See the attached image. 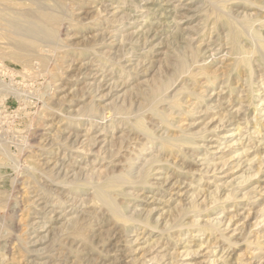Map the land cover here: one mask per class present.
<instances>
[{
    "label": "rangeland",
    "instance_id": "obj_1",
    "mask_svg": "<svg viewBox=\"0 0 264 264\" xmlns=\"http://www.w3.org/2000/svg\"><path fill=\"white\" fill-rule=\"evenodd\" d=\"M33 1L0 0V264H264V0ZM49 6L55 42L21 47L11 12Z\"/></svg>",
    "mask_w": 264,
    "mask_h": 264
},
{
    "label": "bare ground",
    "instance_id": "obj_2",
    "mask_svg": "<svg viewBox=\"0 0 264 264\" xmlns=\"http://www.w3.org/2000/svg\"><path fill=\"white\" fill-rule=\"evenodd\" d=\"M32 1H33V0H32ZM55 1H56V2H59V0H58V1L55 0ZM55 1H53V3H54ZM61 1H62V0H61ZM61 1H60V2H61ZM33 2H34V1H33ZM40 2H41V1H40ZM51 2H52V1H51ZM56 2H55V3H56ZM60 2H59V5L62 3V2H61V3H60ZM34 3H36V1H35ZM48 3H49V2H48ZM55 3H54V4H55ZM64 3H67V1H65ZM75 3H76V2H75ZM77 3H78V2H77ZM41 4H42V2H41ZM44 4H45V2L43 3V5H44ZM46 4H47V3H46ZM43 5H42V7H43ZM48 5H50V4H48ZM55 5H56V4H55ZM59 5H58V7H57V5L54 6V8H56V7L59 8V10L57 9L58 11H60V9H61ZM64 5H65V4H64ZM64 5H63V6H64ZM38 6H39V5H38ZM51 6H52V5H51ZM61 6H62V4H61ZM63 6H62V7H63ZM66 6H67V5H66ZM40 7H41V6H40ZM42 7H41V8H42ZM47 7H48V6H47ZM47 7H46V8H47ZM64 7H65V6H64ZM43 8H44V7H43ZM51 8H52V7H51ZM12 9H14V8H12ZM30 9H33V8L31 7ZM48 9H50V6H49ZM52 9H53V8H52ZM52 9H50V11H46V10L44 11V10H41V9H36V10L34 11V9H33L32 12H31V10H30V11H29V14H30V12H31V14H30L31 17H28L27 15H25V13H22L23 11H22V12H14V11H13V13L11 12V28L14 30V32L17 31L16 33H18V31H19V30H17V29H18V26H19L20 30H22V28H21L20 24L18 23L17 19L23 18V20H24L25 18H26V19L28 18V20H27V24H28V25L26 24V28H23L24 32H26L25 30H27V34L25 33L26 35H24V36H20V39L17 41L18 44H19L21 47H22V46H23V47H26L27 50L29 49V51L32 52L33 50H35V49H37V48L39 47V42H41L40 40H47V41H50V42L52 41V43L55 42L54 40L57 38V32H58V30H57V29H58V28H57L58 25H57V24H59L60 21H61V23H62V20H61L62 17H60V16H63V13L61 12L62 15H59V14L56 13V11H57L56 9H55V11H53ZM62 9H63V8H62ZM25 10H26V9H25ZM27 10H29V7L27 8ZM51 10H52V11H51ZM261 10H262V8H261ZM17 11H18V10H17ZM63 11H64V10H63ZM24 12H25V11H24ZM33 12H34V13H33ZM222 12H224V11H222ZM59 13H60V12H59ZM27 14H28V13H27ZM65 14H66V13H65ZM65 14H64V16H67V17H68L69 14H68V15H65ZM225 14H226V13H225ZM26 16H27V17H26ZM4 17H5V16H4ZM24 17H25V18H24ZM70 17H71V16H69V18H70ZM5 18H6V17H5ZM26 19H25V21H26ZM64 19H65V17H64ZM6 20L9 21L7 18H6ZM69 20H70V19H69ZM73 20H74V19H73ZM75 21H76V20H75ZM231 22H232V21H231ZM238 22H239V21H238ZM238 22H237V23H238ZM9 23H10V22H9ZM9 23H8V24H9ZM70 23H71V22H70ZM248 24H249V23H248ZM258 24H259V23H258ZM260 24H261V23H260ZM59 25H61V24H59ZM238 25H239V26L242 25V28L244 29V25L241 24V22H239ZM22 26H23V25H22ZM27 26H28V28H27ZM230 26H231V25H230ZM245 26H247V25H245ZM249 26H250V25H249ZM247 27H248V26H247ZM247 27H246V28H247ZM242 28H241V29H242ZM246 28H245V29H246ZM12 29H11V30H12ZM232 29H233V28H232ZM245 29H244V30H245ZM246 30H247V32L249 33L248 28H247ZM19 32H20V31H19ZM59 32H60V31H59ZM233 32H234V31H233ZM20 33H21V32H20ZM110 33H111V32H110ZM110 33H109V34H110ZM22 34H23V33H22ZM249 34H250V33H249ZM18 35H19V34H18ZM58 35H59V33H58ZM250 39H251V38H250ZM58 40H60L59 37H58ZM117 40H118V39H117ZM119 40H121V38H120ZM252 40H253V39H252ZM53 41H54V42H53ZM254 41H255V39H254ZM259 41H261V40H259ZM61 42H62V41H61ZM101 42H102V41H101ZM43 43H44V42H43ZM43 43L40 45L41 47H43L42 45H45L46 42H45L44 44H43ZM59 43H60V42H59ZM102 43H103V42H102ZM16 44H17V43H16ZM49 44H50V43H49ZM14 45H15V44H14ZM51 45L53 46L54 44H51ZM51 45H50V47H51ZM56 45H57V44H56ZM62 45H63V44H62ZM99 45H100V44H99ZM122 45H124V43H122ZM17 46H18V45H16V47H17ZM256 46H257V43H256ZM48 47H49V45H48ZM55 47H56V46H55ZM55 47L53 46V47H51V48L54 49ZM60 47H61V46H60ZM63 47H64V46H63ZM231 47H232V45H231ZM39 48H40V47H39ZM44 48H45V47H44ZM44 48H40L41 51H42V49H43V51H44ZM255 48H256V47H255ZM257 48H258V47H257ZM17 49H18V47H17ZM40 49H38V51H39ZM48 49H49V48H48ZM58 49H59V48H58ZM58 49H57V50H58ZM62 49H63V48H62ZM62 49H61V50H62ZM85 49H88V48H85ZM92 49H94V48H92ZM92 49H91V51H92ZM252 49H253V48H252ZM23 50H24V49H23ZM27 50H26V52H28ZM46 50H47V49H46ZM49 50H51V49H49ZM55 50H56V48H55ZM55 50H54V52H55ZM219 50H220V48H219ZM259 50H260V49H259ZM259 50H258V51H259ZM21 51H22V50H21ZM43 51H42V53H43ZM58 51H59V50H58ZM86 51H87V50H86ZM91 51H90V52H91ZM122 51H123V50H122ZM180 51H181V50H180ZM18 52H19V51H18ZM35 52H36V51H35ZM39 52H40V51H39ZM46 52H47V51H46ZM95 52H96V50H94V53H95ZM181 52H182V51H181ZM238 52H239V51H238ZM238 52H237V53H238ZM252 52H253V51H252ZM23 53H24V52H23ZM51 53L53 54V51H52ZM87 53H88V52H87ZM188 53H189V52H188ZM258 53H259V52H258ZM17 54H18V53H17ZM36 54H38V53H36ZM49 54H50V53H49ZM49 54H48V56H49ZM52 54H51V55H52ZM95 54H97V53H95ZM122 54H123V53H122ZM177 54H178V53H177ZM259 54H260V53H259ZM29 55H30V52H29V54H18V57H20V58L27 57V59H28V56H29ZM44 55H45V54H44ZM101 55H102V54H101ZM103 55H104V54H103ZM236 55H237V54H236ZM260 55H262V53H261ZM42 56H43V54H42ZM97 56H98V55H97ZM118 56H119V55H118ZM239 56H240V54H239L237 57H239ZM241 56H242V55H241ZM44 57H45V56H43V58H41L43 61H44ZM50 57H51V56H50ZM181 57H182V55H181ZM262 57H263V56H262ZM46 58L49 59V57H46ZM99 58H100V57H99ZM172 58H174V57L172 56ZM29 59H30V58H29ZM37 59H38V57H37ZM177 59H178V58H177ZM177 59H176V60H177ZM180 59H181V58H180ZM238 59L240 60V57H239ZM241 59H242V58H241ZM250 59H251V58H250ZM250 59H249V60H250ZM31 60H32V59H31ZM38 60H40V57H39ZM42 60H41V61H42ZM174 60H175V59H174ZM193 60H194V58H193ZM239 60H238V62H239ZM45 61H47V60L45 59ZM50 61H51V60H50ZM88 61H89V60H88ZM117 61H118V59H117ZM181 62H182L181 60H180V62L178 61V63H181ZM236 62H237V61H236ZM238 62H237V63H238ZM44 63H45V64H48V61H47V62H44ZM90 63H91V62H90ZM117 63H119V62H117ZM176 63H177V62H176ZM176 63H175V64H176ZM42 64H43V62H42ZM92 64H93V63H92ZM120 64H121V63H120ZM175 64H174V62H173V67H174ZM188 64H189V63H188ZM250 64H251V63H250ZM122 65H123V64H122ZM176 65H177V64H176ZM183 65H184V64H183ZM195 65H196V64H195ZM237 65H238V64H237ZM179 66H180V65H179ZM189 66H190V65H189ZM85 67H86V66H85ZM122 67H123V66H122ZM177 67H178V66H177ZM183 67H185V66H183ZM190 67H191V66H190ZM194 67H195V66H194ZM181 68H182V67H181ZM196 68H197V66H196ZM196 68H195V70L198 69V68H197V69H196ZM182 69H183V68H182ZM174 70H175V69H174ZM179 70H181V69H179ZM183 71H184V70H183ZM190 72H191V71H190ZM200 72H201V71H200ZM202 72H204V71H202ZM175 73L177 74L178 72L175 71V72H174V75H175ZM180 73H181V72H179V75H180V77H181L182 75H181ZM191 73H192V72H191ZM91 74H92V73H91ZM91 74H90V76H91ZM186 74H187V73H186ZM183 75H184V74H183ZM198 75H199V74H198ZM167 77H169V78H167V79L170 80V76H167ZM174 77L176 78L177 76L175 75ZM180 77H179V79L182 78V77H181V78H180ZM189 77H190V76H189ZM192 77H193V76H192ZM172 78H173V77H172ZM186 78H187V76H186ZM210 78H211V77H210ZM176 79H177V78H176ZM183 79H184V77H183ZM183 79H182V80H183ZM192 80H193V79H192ZM170 81H171V80H170ZM170 81H168V82H164V83H162L161 85H157V84L159 83V82H158V83L155 85L156 88H154V87L152 86V88H154V89H151V91L148 92V95L151 94L150 96H152V97H151L152 99L149 100V99L146 97L147 100H149V101H151V100H152V101H155V100H157V99L159 100L160 98H157V97H158V96L161 97V94L163 93V91H164V90H165V89H166L171 83H173L174 80H172V82H170ZM178 81H179V80H178ZM197 81H198V80H197ZM1 82H2V81H1ZM174 82H176V81H174ZM182 82H183V81H182ZM185 82H186V81H185ZM180 83H181V82H180ZM263 83H264V82H263ZM263 83L261 82V85H262ZM175 84H176V83H175ZM181 84H182V86L184 85L183 83H181ZM1 85H2V84H1ZM1 85H0V86H1ZM6 85H7V84H6ZM171 85L173 86V84H171ZM178 85H179V84H178ZM178 85H176V86H178ZM3 86H4V85H3ZM157 86H158V87H157ZM172 86L169 87V88L172 89ZM5 87H6V86H5ZM5 87H4V88H5ZM183 87L185 88V86H183ZM149 88H150V87H149ZM169 88H168V90H169ZM178 88H179V87H178ZM171 89H170V91H171ZM174 89H175V88H174ZM176 89H177V87H176ZM222 89H223V88H222ZM186 90H189V89H187V87H186ZM191 90H192V89H191ZM191 90H189V92H190ZM165 91H166V90H165ZM170 91H169V93H171ZM177 91H179V90H177ZM177 91H176V92H177ZM192 91H193V90H192ZM192 91H191V92H192ZM223 91H224V90H223ZM146 92H147V91H146ZM146 92H144V93H146ZM179 92H180V91H179ZM183 92H185V90H184ZM220 92H222V91H220ZM144 93H143V94H144ZM164 93H165V92H164ZM174 93H175V92H174ZM185 93H186V92H185ZM194 93H195V92H194ZM196 93H197V92H196ZM166 94H167V93H166ZM166 94H165V95H166ZM176 94H177V93H176ZM180 94H181V92H180ZM189 94H190V93H189ZM204 94H206V95L208 96L207 93H204ZM219 94H220V93H219ZM162 95H164V94H162ZM170 95H172V94H170ZM185 95H186V94H185ZM194 95H195V94H194ZM194 95H193V96H194ZM174 96H175V95H174ZM196 96H197V95H196ZM200 96H202V95H200ZM200 96L198 95V97H200ZM218 96H219V95H218ZM153 97H154L155 100H153ZM164 97H166V96H164ZM169 97H170V96H169ZM172 97H173V95H172ZM203 97H204V96H203ZM200 98H201V97H200ZM163 99H164V98H162L161 100L163 101ZM169 99H170V98L167 97V98L164 99V100H165V101H166V100L168 101ZM147 100H146V101H147ZM176 100H177V98H176ZM176 100H175V101H176ZM165 101H164V102H161V103H163V105H164ZM171 101H172V102H171V105H172V103H175V101L173 102V99H172ZM177 103H178V102H177ZM239 103H240V102H239ZM91 104H92L93 106H95L94 103H91ZM91 104H89V105H91ZM148 104H149V103H148ZM167 104H168V103H167ZM169 104H170V102H169ZM216 104H217V103H216ZM242 104H244V103H242ZM92 105H91V107H93ZM159 105H160V103H159ZM171 105H170V106H171ZM176 105H177V104H176ZM176 105H175V107H173L174 105H172V107L175 108V110H176V107L178 108V106H176ZM87 106H88V103H87ZM167 106H168V105H167ZM240 106H241V105H240ZM85 107H86V106H85ZM88 107H89V106H88ZM88 107H86V109H87V111H90V112H85L86 110H84V111L82 110V113H83V112H84V113H91V112H93L92 115H94V114H95L94 111H92L91 108H90L91 110H89ZM147 107H148V106H147ZM241 107H242V106H241ZM149 108H150V107H149ZM173 108H171V109H173ZM83 109H84V108H83ZM119 110H120V109H119ZM126 111L128 112V109H127ZM97 112H98V110H97ZM154 112H155V111H154ZM171 112H172V111H171ZM84 113H83V114H84ZM123 113H126V112H123ZM79 114H81V113H79ZM126 114H127V113H126ZM128 114H130V113L128 112ZM84 115H85V114H84ZM124 115H125V114H124ZM162 116H163V115H162ZM64 117H65V116H64ZM160 117H161V116H160ZM165 117H166V118H165V121H166V120H167V116H165ZM65 118H66V117H65ZM70 118H71V117H70ZM62 119H63V118H62ZM159 119H160V118H159ZM162 119H164V118H162ZM67 120H68V119H67ZM160 120H161V119H160ZM227 120H228V119H227ZM68 121H69V120H68ZM168 121H169V120H168ZM168 121H167V122H168ZM162 122H163V121H162ZM169 122H170V121H169ZM224 122H225V121H224ZM224 122H223V123H224ZM71 123H72V122H71ZM140 123H141V122H140ZM164 123H165V122H164ZM170 123H171V122H170ZM225 123H226V122H225ZM138 124H139V123H138ZM167 124H168V123H167ZM167 124L165 123V125H167ZM168 125H169V124H168ZM165 127H166V126H165ZM171 127H172V126H171ZM227 127H228V126H227ZM239 127H240V126H239ZM180 129H181V128H180ZM61 130H62V129H61ZM167 130H168V128H167ZM181 130H182V129H181ZM164 132H165V131H164ZM201 132H202V131H201ZM200 134H201V133H200ZM149 135H150V134H149ZM162 135H163V134H162ZM187 135H190V133H188ZM195 135H196V134H195ZM197 136H198V135H197ZM87 137H88V136H87ZM89 138H90V137H89ZM159 139H160V138H159ZM192 139H193V138L190 137V136L188 137V136H186V135H182L181 138H176V137H175V138H171V139L169 138V139H166V140H164V141H165L166 143H168V145L171 146L173 143H176V142H177V143H178V142L180 143V141H186L187 144H188L189 140L192 141ZM211 139H212V138H211ZM94 140H95V138H94ZM94 140H93V142H94ZM90 141H91V140H90ZM91 142H92V141H91ZM169 143H171V144H169ZM164 144H165V143H164ZM180 144H181V143H180ZM62 145H63V144H62ZM92 145H93V144H92ZM168 145H167V146H168ZM173 145H174V144H173ZM173 145H172V146H173ZM167 146H166V147H167ZM86 147H87V146H86ZM174 147H176V146H174ZM180 147H181V146H180ZM182 147H183V146H182ZM172 148H173V147H172ZM43 149H44V147H43ZM88 149H89V148H88ZM49 150H50V149H49ZM176 150H177V149H176ZM179 150H180V149H179ZM87 151H88V150H87ZM87 151H86V152H87ZM160 151H161V150H160ZM174 151H175V150H174ZM0 152H1V151H0ZM47 152H48V151H47ZM177 152H178V151H177ZM40 153H41V152H40ZM117 153H119V152H117ZM37 155H39V154H37ZM41 155H42V154H41ZM80 155H81V154H80ZM44 157H45V156H44ZM263 158H264V156H263ZM46 159H47V158H46ZM52 159H53V158H52ZM54 159H55V158H54ZM40 160H41V159H40ZM47 160H48L47 162L49 163V162H50L49 159H47ZM64 160H65V159H64ZM157 161H158V160H157ZM263 161H264V159H263ZM41 162H42V161H41ZM41 162H39L40 165L43 164V163H41ZM163 162H164V161H163ZM48 163H47V164H48ZM51 163H52V162H51ZM51 163H50V164H51ZM55 163H57V162H55ZM55 163H54V164H55ZM50 164H49V165H50ZM57 164H58V163H57ZM61 164H62V163H61ZM61 164H60V165H61ZM262 164H263V163H262ZM0 165H1V164H0ZM2 165H3V164H2ZM73 165H74V164H73ZM164 165H165V164H164ZM54 166H56V165H54ZM63 166H64V165H63ZM48 167H49V166H48ZM50 167H51V166H50ZM61 167H62V166H61ZM68 167H69V166H68ZM42 168H43V167H42ZM65 168H66V166H65ZM177 168H178V167H177ZM46 169H47V167H46ZM56 169H57V168H56ZM58 169H59V168H58ZM60 169H61V168H60ZM259 169H260V168H259ZM38 170H39V169H38ZM48 170H49V174H50V177H51V176H52L51 174H52L53 172H52V173H50V172H51L53 169H51V171H50V169H48ZM68 170H69V169H68ZM126 170H127V169H126ZM260 170H261V169H260ZM58 171H59V170H58ZM258 171H259V170H258ZM258 171H257V172H258ZM37 172H38V171H37ZM39 172L43 174V170H42V171H39ZM54 172H55V170H54ZM67 172H69V171H67ZM71 172H72V171H70V173H71ZM123 172H124V171H123ZM44 173H45V171H44ZM46 173H48V172H46ZM46 173H45V174H46ZM60 173H61V172H60ZM62 173H63V171H62ZM64 173H65V172H64ZM128 173H129V172H128ZM259 173H260V172H259ZM49 174H46V175L49 176ZM90 174H91V173H90ZM90 174H89L87 177H89ZM120 174H121L120 177H122V174H123V173H120ZM43 175H44V174H43ZM46 175H45V177H47ZM53 175H55V174L53 173ZM56 175L59 176L58 172L56 173ZM65 175H66V174H65ZM91 175H92V174H91ZM128 175H129V174H128ZM250 175H251V174H250ZM255 175H258V174H257V173H256V174H253V177H254ZM57 176H55V177H56L55 179L51 178V180H54L53 182H56L55 180H56L57 178L59 179V177H57ZM66 176H68V175H66ZM71 176H72V175H71ZM94 176H95V175H94ZM94 176H92L93 179L96 178V179L98 180V179L100 178L99 181L103 179V178H101L99 175H98L99 178H97L98 176H95V177H94ZM115 176H117V177H111L110 179H106V178H104L105 180H107L106 184H104V189H106V188L111 189V188H115L116 186L118 187V182H120L121 180H119L120 177H118V175H115ZM30 177H34V176L31 175ZM43 177H44V176H43ZM74 177H76V176H74ZM87 177H86V178H87ZM90 177H91V176H90ZM123 177H124V176H123ZM47 178H48V177H47ZM78 178H79V176H78ZM129 178H130V177H129ZM249 178H250V177H249ZM251 178H252V176H251ZM31 179H32V178H31ZM45 179H46V178H45ZM48 179H50V178H48ZM62 179H63V178H62ZM64 179H65V181L67 180L66 177H65ZM64 179H63V181H64ZM70 179H71V178H69V181H68V182H70ZM72 179H73V177H72ZM84 179H85V177L83 178V180H84ZM89 179H90V178H87V179H85V180H89ZM104 179H103V180H104ZM120 179H122V180L124 179L123 181L126 180L125 177H124V178H120ZM130 179L132 180V178H130ZM133 179H134V178H133ZM40 180H41V179H40ZM74 180H76V179H74ZM105 180H104V181H105ZM31 181H32V180H31ZM63 181H61V177H60V179L58 180V183H57V184L60 185L59 182H61V184H62ZM72 181H73V180H72ZM72 181H71V182H72ZM133 181H134V180H132V182H133ZM143 181H145V179H144ZM143 181H142V182H143ZM46 182H47V181H46ZM128 182H129V181H128ZM137 182H138V181H137ZM137 182H133V183H137ZM25 183H26V182H25ZM32 183H33V182H32ZM51 183H52V182H51ZM72 183H73V182H72ZM100 183H101V181H100ZM129 183H130V182H129ZM145 183H147V182H145ZM19 184H20V183H19ZM36 184H37V183H36ZM40 184H41V183H40ZM40 184H38V185H40ZM43 184L45 185V183H43ZM43 184H42V185H43ZM47 184H48V183H47ZM54 184H56V183H54ZM67 184H71V183H67ZM75 184H76V183H75ZM77 184H78V182H77ZM77 184H76V185H77ZM79 184H80V183H79ZM81 184H82V183H81ZM87 184L89 185V182H88ZM30 185H31V184H30ZM38 185H36V186H38ZM63 185H64V184H63ZM63 185H62V186H63ZM73 185H74V184H73ZM90 185H91V184H90ZM122 185H124V184H122ZM128 185H129V184H128ZM25 186H26V184H25ZM25 186H24V187H25ZM28 186H29V185H28ZM32 186H33V185H32ZM50 186H51V185H50ZM66 186L68 187V185H66ZM94 186H95V185H94ZM94 186H93V187H94ZM97 186H98V184H97ZM30 187H31V186H30ZM46 187H47V186H46ZM99 187H100V186H99ZM117 187H116V188H117ZM25 188H27V187H25ZM25 188H24V189H25ZM37 188L40 189L39 187H37ZM51 188H52V187H51ZM31 189H32V188H31ZM31 189L29 188V190H31ZM33 189H34V187H33ZM53 189H54V188H53ZM94 189H95V188H94ZM125 189H126V187H125ZM18 190H19V189H18ZM59 190H62V189H59ZM59 190H58V192H60ZM70 190H71V189H70ZM98 190H100V189H98ZM26 191H27V190H25V192H26ZM34 191H35V190H34ZM34 191H33V192H34ZM49 191H50V188L45 189V186H44L43 188H41V191L38 190V192H39L40 194H42L43 196H46V197L49 195ZM30 192H31V191H29L28 194H30ZM51 193H53V192H51ZM61 193H62V192H61ZM66 193H67V192H66ZM94 193H96V192H94ZM34 194H35V193H34ZM56 194H57V193H56ZM97 194H98V196H95V198L98 197L99 202H100V200H102V201L108 206L109 210H112V211H109V212H114V213L117 214V210H118L119 208L117 207L118 205H116L115 202L113 201V200H114L113 197H109V193H107V192L104 193V191H103L102 189H101V191H100L99 193H97ZM120 194H121V192H120ZM51 195H52V194H51ZM51 195H50V196H51ZM64 195H65V193H64ZM67 195H68V194H67ZM69 195H71V194H69ZM69 195H68V196H69ZM72 195H73V194H72ZM230 195L233 196V194H230ZM31 196H32V195H31ZM58 196H59V193L57 194L56 197L58 198ZM60 196H61V195H60ZM60 196H59V197H60ZM62 196H63V193H62ZM37 197H38V195H37ZM40 197H42V196L40 195ZM46 197H45V198H46ZM65 197L68 198L67 196H65ZM38 198H39V197H38ZM38 198H33V199H32L33 201H31V200H30V201H31V202H34V199H38ZM47 198H48V197H47ZM47 198H46V199H47ZM49 198H50V197H49ZM57 198H56V199H57ZM29 199H30V198H29ZM62 199H64V198H62ZM69 199H70V198H69ZM71 199H73V197H72ZM71 199H70V200H71ZM98 199H97V200H98ZM229 199H230V198H229ZM38 200H39V199H38ZM41 200H42V199H41ZM43 200H44V199H43ZM58 200H59V199H58ZM60 200H61V199H60ZM231 200H232V199H231ZM39 201H40V200H39ZM26 202L29 203V201H26ZM43 202H45V201H43ZM49 202H50V201H49ZM63 202H65V200L62 201L61 204H62ZM67 202H68V199H67ZM70 202H71V201H70ZM70 202H69V203H70ZM97 202H98V201H97ZM99 202H98V203H99ZM37 203H38V202H37ZM37 203H36V204H37ZM65 203H66V202H65ZM65 203H64V204H65ZM100 203H101V202H100ZM29 204H30V203H29ZM40 204H41V203H40ZM43 204H45V203H43ZM48 204H49V203H48ZM57 204H58V203H57ZM57 204H56V205H57ZM67 204H68V203H67ZM105 204H104V205H105ZM41 205H42V204H41ZM41 205H40V206H41ZM46 205H47V204H46ZM46 205H45V206H46ZM58 205H59V204H58ZM73 205H74V204H73ZM77 205H78V203H77ZM106 205H105V207H107ZM37 206H38V205H37ZM37 206H35V207H37ZM45 206L43 205L44 208L41 207L42 210H43V209H46L48 205L46 206V208H45ZM71 206H72V205H71ZM29 207H32V206H29ZM29 207H28L27 209H29ZM49 207H50V206H49ZM52 207H53V206H52ZM60 207H61V206H60ZM60 207H59V208H60ZM72 207H73V206H72ZM38 208H39V206H38ZM34 209H36V208H34ZM50 209L52 210V208H50ZM60 209H61V208H60ZM32 210H33V207H32ZM39 210H41V209L39 208ZM46 210H48V209H46ZM54 210H56V208H55ZM62 210H64V209H62ZM72 210H73V209H72ZM119 210H120V209H119ZM52 211H53V210H52ZM120 211H121V210H120ZM120 211H119V213H122V212H120ZM185 212H186V211H185ZM185 212H184V213H185ZM187 212H188V211H187ZM60 213H61V212H60ZM71 213H72V212H71ZM124 213H125V212H124ZM38 214H39V213H38ZM188 214H189V213H188ZM36 215H37V214H36ZM50 215H51V214H50ZM50 215H49V216H50ZM61 215H62V213H61ZM61 215H60V216H61ZM71 215H72V214H71ZM71 215H70V216H71ZM181 215H182V214H181ZM185 215H186V214H185ZM58 216H59V215H58ZM72 216L75 217V215H72ZM121 216H122V215H121ZM123 217H124V216H123ZM43 218H44V217H43ZM63 218H64V217H63ZM68 218H69V217H68ZM128 218H130V217H128ZM65 219H66V218H65ZM69 219H70V218H69ZM121 219H122V218H121ZM55 220H56V219H55ZM73 220H74V218H73ZM131 220H132V218H131ZM134 220H135V219H134ZM139 220H140V219H139ZM139 220H138V221H139ZM77 221H79V220H77ZM142 222H145V221H142ZM34 223H35V222H34ZM32 224H33V223H32ZM32 224H31V225H32ZM44 224H45V223H44ZM68 224H70V222H69ZM76 224H78V222H77ZM79 224H80V222H79ZM144 224H145V223H144ZM145 225H146V226H149L148 224H145ZM172 225H173V224H172ZM0 226H1V225H0ZM41 226H42V225H41ZM43 226H44V225H43ZM65 226H66V225H65ZM180 226H181V224H180ZM184 226H185V225H184ZM192 226H193V225H192ZM77 227H78V226H77ZM162 228H163V227H162ZM171 228H172V227H171ZM63 229H64V228H63ZM66 229H67V227H66ZM73 229H76V227H75V228L73 227ZM169 229H170V228H169ZM160 230H161V229H160ZM165 230L167 231V229H165ZM198 230H200V229H198ZM28 231H29V230H27V232H28ZM71 231H72V230H71ZM80 231H81V230H80ZM166 231H165V232H166ZM60 232L62 233L63 231L60 230ZM60 232H59V235H61ZM69 232H70V231H69ZM72 232H73V231H72ZM66 233H68V232H66ZM66 233H65V234H66ZM70 233H71V232H70ZM63 234H64V232H63ZM83 234H84V233H83ZM68 235H69V233H68ZM70 235H73V234H70ZM61 236H62V235H61ZM79 236H81V235L79 234ZM161 236H163V234H162ZM0 237H1V236H0ZM66 237H67V236H66ZM69 237H70V236H69ZM74 237H76V236H74ZM81 237H82V236H81ZM59 238H60V237H59ZM59 238H58V240H59ZM64 238H65V237H64ZM64 238H63V239H64ZM77 238H78V237H77ZM0 239H1V238H0ZM61 239H62V237H61ZM61 239H60V240H61ZM73 239H74V238H73ZM73 239H72V240H73ZM81 239H82V238H81ZM20 240H22V239H20ZM56 240H57V239H56ZM58 240H57V242H58ZM60 240H59V241H60ZM66 240H67V239H66ZM84 240H85V239H84ZM227 240H228V239H227ZM23 241H24V239H23ZM86 241H87V240H86ZM26 242H27V241H26ZM60 242H61V241H60ZM24 243H25V242H24ZM58 244H60V243H58ZM230 244H231V243H230ZM233 244H234V243H233ZM5 245H7V244H5ZM149 245H151V244L149 243ZM149 245H148V246H149ZM155 245H156V244H155ZM200 245H201V244H200ZM53 246H54V245H53ZM148 246H147V247H148ZM55 247H56V246H55ZM152 247H153V246H152ZM7 248H8V246H7ZM153 248H154V247H153ZM199 248H200V247H199ZM201 248H202V247H201ZM55 251H56V250H55ZM194 251L196 252V250H194ZM194 251H191V252H190V251H187V255H188V254H191L192 252L194 253ZM163 253H164V252H163ZM62 254H63V253H62ZM161 255H162V254H161ZM183 255H184V254H183ZM53 257H54V255H53ZM64 257H65V256H64ZM152 258H153V257H152ZM58 259H59V258H58ZM61 259H62V258H61ZM159 260L161 261V258H160ZM159 260H158V261H159ZM162 260H163V259H162ZM210 261L212 262V260H210ZM215 261H216V260H215ZM155 262H156V261H155ZM171 262H172V261H171ZM176 262H177V261H176ZM178 263H179V262H178ZM214 263H215V262H214ZM149 264H150V263H149ZM208 264H209V262H208Z\"/></svg>",
    "mask_w": 264,
    "mask_h": 264
}]
</instances>
